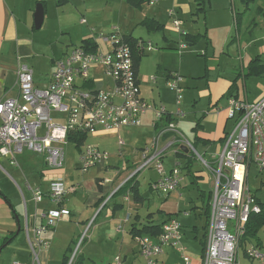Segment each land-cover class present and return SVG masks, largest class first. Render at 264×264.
Returning <instances> with one entry per match:
<instances>
[{"label": "built area", "instance_id": "obj_1", "mask_svg": "<svg viewBox=\"0 0 264 264\" xmlns=\"http://www.w3.org/2000/svg\"><path fill=\"white\" fill-rule=\"evenodd\" d=\"M147 1L154 6L166 0ZM168 15L172 19L173 30L183 40L188 32L184 29L183 20L178 17V11L173 8ZM100 38L109 44L108 51L74 47L55 60L50 82L45 88L36 86L33 69L21 61L18 69L19 97L0 102V158L8 159L12 165L19 167L18 155L26 151L36 153L43 157L46 169L51 173L47 191L26 181L36 205L46 197L50 204L56 206L39 214L44 220L40 226L32 230L27 226L32 264H40L39 252L47 245L44 234L70 214L65 202L74 189L66 184L62 173L69 135L74 132L88 135L98 128L117 131L140 126L148 110L156 111L157 122H165L143 148L144 162L140 170L155 167L159 178L153 182L152 188L170 193L181 186L184 177L179 161H176L172 171H166L163 162L165 153L176 146V152L186 148L188 153L194 154L214 177L201 264H241L240 250L246 225L252 213L262 211L256 194L250 189L249 175L253 165L264 173V97L256 101L235 97L228 99V118L234 120L235 125L221 154L209 162L197 152L192 141L184 137L174 119L167 121L170 114L164 106L156 108L142 97L132 49L124 36L115 30L101 34ZM187 47L186 41H179V51ZM138 48L145 53L153 50L154 45L141 41ZM98 65L112 78V90L92 86L89 71ZM171 77L173 79L167 84L175 91L177 104H180L184 93L183 77L178 73H173ZM53 112L64 113L67 117L64 121H55ZM177 115L181 116V111ZM168 134L172 135V139L162 146V139ZM124 144V140L120 139L119 145ZM108 159L107 151L87 145L81 152L79 168L88 171ZM23 198L27 205L24 194ZM183 239L182 225L175 218L163 224L156 240L146 235L138 236L140 254L144 259L142 264H157L167 246H173L180 252V260L174 264H194L183 246ZM77 253L76 250L68 264H72ZM246 255L264 264V250L260 247L248 246ZM110 264H122V260L117 256Z\"/></svg>", "mask_w": 264, "mask_h": 264}, {"label": "rangeland", "instance_id": "obj_2", "mask_svg": "<svg viewBox=\"0 0 264 264\" xmlns=\"http://www.w3.org/2000/svg\"><path fill=\"white\" fill-rule=\"evenodd\" d=\"M46 12L45 21L43 26L38 30H33V39L35 41V54L28 59H23L26 64L34 66L36 70V78L40 79V84L44 86L48 81V72L50 70L49 60L52 57H57L64 55V53L70 51L74 47L80 46L83 39L87 38L89 35L91 37L97 38L99 34H109L113 29L119 31V35L131 34L136 38H143L146 41H151L156 50H172L164 49L167 43L164 41L156 44L157 40L155 38L161 37L162 35H171L175 38L176 44L179 45V41L182 40L177 32L173 30L172 19L169 17V10L175 8L178 11V17L184 22V19L190 21L192 12L188 15L183 14L178 6L174 5L173 0L168 1L166 4H161L160 7H154L147 3H143L141 6L130 3L129 0H69L68 4L57 8L54 5V0H46ZM218 9L227 24L229 22L235 24L234 22V12L231 0H215ZM206 7L209 9L208 0H205ZM236 3H238L236 1ZM203 5L201 0L197 4H192L193 12ZM227 5L229 9V15H223V8ZM239 8V3L236 5ZM37 8V4L34 5V9ZM236 8V12H238ZM162 23H165L166 31H150V27L144 23L145 18H154ZM86 19V23H81V19ZM210 21L212 22V15ZM222 22V21H221ZM189 26V24H187ZM219 26V25H218ZM217 26V27H218ZM216 27V28H217ZM217 30L216 40V50L211 46L205 45V41L201 39L196 45L188 44V48L180 53L179 49H173L174 52L178 53L175 58L169 56H163V61L170 65L174 73H178L183 77L182 87L184 89L183 97L180 104H177L176 93L167 84L168 80L173 78L170 76L169 79L164 81H159L160 84H156L153 77L152 81L146 80L142 91L144 94H150L157 100L158 104H162L173 113V119L178 125L181 133L185 138L190 139L192 134L191 125L195 123V120L202 115V111L208 108V97L206 95L207 83L208 81H217V79L222 77H232L229 76L228 72L231 68L238 71L239 63L235 58L228 56V51L226 44L223 45L226 34L229 33L230 27H224V22H222ZM184 29L187 31L185 24ZM114 30V31H115ZM123 34H122V33ZM203 32V31H202ZM253 34H257L258 42L256 45H248L247 39L244 37L243 44L247 46L248 56L245 61V67L247 66L252 58L258 55V48L264 45V27L259 30H253ZM249 35V34H247ZM55 55V56H54ZM151 58V53L145 56V59ZM264 61V54H263ZM211 65H215L217 70L207 71L209 75L205 78L204 74L206 68ZM153 66L151 62H147L144 67L143 72L148 77L152 74ZM110 77L107 73H105ZM111 78V77H110ZM239 92L243 97L245 94L244 80L238 81ZM264 85V77H252L247 84L248 90L251 91L252 96L260 93V86ZM145 89L147 90L145 92ZM196 93V96L193 94ZM194 97L197 101L194 100ZM200 98V99H199ZM160 100L162 102H160ZM156 106L155 104H153ZM181 111L184 116H178V112ZM65 117L64 119H62ZM67 115L64 113L53 112L52 118L55 121H64ZM162 125L163 122H160ZM230 127V124L229 126ZM159 128V127H158ZM212 124L207 125V129L210 130ZM132 129L134 127H124L121 129L122 134L119 140L125 141L123 146L119 145L118 141H113L110 144H106L103 148L109 153V159L105 162L107 165L106 169H101L99 167H94L88 171H84L78 168L76 163L79 162L80 149L70 142L65 146L66 161L62 171L65 172L67 176L68 183H75L76 187L79 188L80 193H78V198L87 197L89 188H97L98 183H111L112 191L109 192L104 199L100 202L99 206L95 208V212L89 216L85 223L77 228L73 227L74 224H69L60 229L59 233L53 237V233H48L46 235L47 245L45 249L56 257L57 262H60L62 255L64 253L63 246L68 245V237L75 234L73 242L71 245L70 258L73 256L75 251L78 253H86L91 257L86 264H108L111 256H113L120 248V243L116 237L118 228L126 229L127 232L130 224L125 222L128 218L129 213H134L137 210L141 212L143 216H146L148 211H157L160 207L163 197L156 193V190L152 188L153 182L159 177V174L155 167H148L142 169L143 158L140 154V150L137 148V144L133 140ZM154 134L153 137H155ZM152 139V138H151ZM95 139L91 134L84 143L88 145H93ZM97 141V140H96ZM98 142V141H97ZM149 142L143 145L144 147L149 144ZM92 143V144H89ZM146 144V145H145ZM176 146L172 147V152L177 150ZM197 152L203 156L207 161H211L208 155H205L201 148L196 149ZM26 154L18 155V160L20 163V168L17 166L10 165L8 159L0 158V184L9 193H13L18 196L20 201L19 211L24 217V201L23 194L29 199L31 197L30 191L23 182L20 176H23V172L26 173V167L24 165V160L26 156H33L32 152H25ZM189 156H193L192 153ZM194 165L200 166L204 171L206 167L202 165L197 157H194ZM166 159V158H165ZM133 163H135L133 165ZM104 167V166H103ZM183 168V167H182ZM205 168V169H204ZM14 170H18L17 173ZM207 170V169H206ZM182 171V170H181ZM258 166H252L249 175V186L252 192L256 193L264 201V173L259 172ZM207 172H209L207 170ZM184 177V188L180 191L182 193L181 207L178 217V221L183 224V234L184 240L186 241V247L190 250L197 247L198 253L201 252V245L199 242H194L192 239L194 234L191 232V225H197L199 227V232L197 233L198 239L203 238V225L205 221V215H203V210L199 208L201 216L199 213L196 215H191L190 217H185L184 212H193V207L195 205L202 206L203 202L201 200V190L206 194L205 199L208 200V194L212 191V182H200L198 184L192 183V177L182 173ZM132 177L136 180L137 187L145 195V202H141L140 199H136L133 195V189L131 184H126ZM28 179L32 181L30 177ZM86 189L85 192L81 190ZM81 195V196H80ZM71 196V195H70ZM128 197L130 200H128ZM83 198V199H84ZM149 198V199H148ZM45 200H48L45 197ZM48 202V201H47ZM149 203V204H148ZM206 203V200L205 202ZM105 206V209H101ZM29 212L34 208V205L30 200L28 201ZM198 210V209H197ZM107 211L111 215H107ZM114 214V216H112ZM181 224V225H182ZM189 224V225H187ZM78 227V226H77ZM121 232V230H120ZM68 235V236H63ZM127 239V246H132L137 248L136 241L129 235L125 234ZM259 236L264 242V232H259ZM72 237V236H71ZM121 237V235L119 236ZM189 242V243H188ZM254 243V242H253ZM250 242H242L241 246V261L242 264L250 262V258L244 255L246 246L251 245ZM255 244V243H254ZM60 251V252H59ZM32 252V250H31ZM39 260L41 261L40 254ZM41 263V262H40ZM59 264V263H58Z\"/></svg>", "mask_w": 264, "mask_h": 264}, {"label": "crops", "instance_id": "obj_3", "mask_svg": "<svg viewBox=\"0 0 264 264\" xmlns=\"http://www.w3.org/2000/svg\"><path fill=\"white\" fill-rule=\"evenodd\" d=\"M168 1L170 0H166L160 4L154 5V7L155 6L160 7L161 4H166ZM200 1L201 0H173L174 2L173 4L178 6V9L183 14L188 15L189 13L192 12L190 21L184 19V24L187 29V32L192 37L191 38L192 41L190 40L191 42H189L190 46L196 45L201 39H203L206 43L205 45L209 46L211 44V46H213V48L216 50L215 36H218L216 32L220 28L219 27L220 24L224 22V27H230V29H229V33L226 34V38L224 39V42L222 43L223 48L224 45L226 44L228 56L235 58L236 61L239 63V68H240L238 71L236 70L233 71L232 68L229 71H227L229 76L233 74V78L232 77L226 78L220 76L217 79V81H208L207 91H206V95L208 97V108L202 111L201 112L202 115L195 120V123L193 125H191L192 134L189 140L195 142L197 148L198 147L201 148L202 152L205 155H208L209 158L212 160L216 156L221 154V152L223 151L227 140V136L232 131L235 125V121L229 119L227 114V105L229 99L228 94L230 90H232L231 96H234L243 101H256L264 97V85L260 86L261 88L260 93H257L254 96H252L251 91L248 90L247 88V84L252 77H262V76L264 77V73L262 75H248L250 64L253 59L260 58L261 64L264 65V61H263L264 45L259 46L258 55H256L254 58L250 60L246 69L245 61L248 56L247 53L248 47L243 44L244 37L247 39L249 46L256 45V42L260 40L258 39L257 34L256 35L253 34V30H259L260 28L264 27V0H231L233 5L235 24L231 22L227 24L225 17H223L220 14L222 12H220V10L218 9L219 5H217L215 0H208L209 9H207L206 7L205 0H202L203 5L199 6L196 9V11L193 12L192 4H197ZM236 1L239 3V8L236 7V5L238 4L236 3ZM39 3H42L43 5L45 4L44 8L46 12V6H47L46 0H0V102L11 98H18L20 95V88L18 83V69L21 61H26L23 59H28L35 54V41L33 39L32 31L38 29H36L35 27L34 16L36 9H34V5L35 4L38 5ZM143 3L148 4V1L143 0V2L138 6H141ZM54 5H56L57 8H61V6L57 5L56 0H54ZM236 8H238L239 13L236 12ZM226 13H228L229 15V9L227 5L223 8V15H226ZM211 15H212V22L210 21ZM146 20L150 23L153 21L150 25V31H163V30L166 31L165 23L160 22L159 20L155 19V17L145 18L144 22ZM156 22L163 25L162 29H156L153 27L157 25ZM81 23L85 24L86 19L82 18ZM187 24H189V26ZM114 30L115 29H113L111 32H113ZM100 35L101 34H99L97 38L93 36L91 37V35H89L87 38H84L83 41L89 39L92 42V47L91 45H89L91 49L95 50L100 48L103 51H108L110 49V46L109 44L103 42V40L100 38ZM126 35H131V34H123V36ZM138 39L146 43L147 42L151 43V41H146L143 38H138ZM155 40H157L156 44H158L159 42L164 43L165 41L167 45L163 46L166 47L164 49H172V50L160 51L153 49L151 51L145 52L144 55H142L140 65L137 70V76L141 88L142 97L147 102L151 104H155L156 105L155 107L157 108L164 105L158 104L157 100L154 97L150 96V94H144V92L142 91V87L144 86L146 80L148 81L151 79L152 81L153 76L155 83L160 84L161 82L159 83V81L167 80L174 73L170 65H168L163 61V56H169L171 58H175L178 53L174 52L175 50L173 49H178V45L175 43L176 42L175 38L171 37V35L165 34L162 35L160 38L156 37ZM83 41L81 45L83 44ZM185 49L180 51V53H182ZM149 53H151V58L149 57L144 61L145 56L149 55ZM61 56L62 55L57 57H52L49 60L50 70L48 72L49 74L47 79L48 82L44 84V86H42L39 83L40 79L36 78V70L34 66H30L28 64L34 71V81L36 86H38L39 88L47 87V85L50 82L52 72L54 70V62L57 58ZM181 56H183V53L181 54ZM147 62H151L152 64H154L152 74H149L148 77L143 72V69L147 65ZM215 69L217 70V67L215 65H211L210 67L206 68L204 77L206 78L209 75L207 71H214ZM105 73L106 72L104 68L98 65L91 68V70L89 71L88 78L93 83L92 86L94 88L110 91L113 89V85H114L113 80L112 78L108 77ZM241 78L244 80V86H245V94L243 97L240 95L239 86L237 84L238 81L241 80ZM232 85H234L233 89L231 88ZM146 91L147 90L145 89V92ZM193 95L196 96V93H194ZM194 100L197 101L195 97ZM160 102L162 101L160 100ZM164 107L167 109L170 116L174 118L173 113H171L168 107L166 106ZM182 116H184V114H182ZM64 118L65 117H63L62 119ZM157 121L158 118L156 115V111L148 110L142 117V124L132 129L133 140L137 144L136 146L140 150V154H142V150L144 146L138 144H144L149 142V140H152L154 138L153 137L154 134L158 133L160 127L158 128L156 126ZM210 124H212V128L208 130L207 125L209 126ZM229 124L230 127H228ZM90 134L95 139L93 141V145L100 148L101 150L107 151L103 147L106 146V144H110L115 140L118 141L120 135L122 134V131L121 130L110 131V130H105L103 128H98L95 133H90ZM88 136L89 134L87 135L86 139L88 138ZM171 137H172L171 134L166 135L162 139V143H161L162 146L167 142H169L172 139ZM85 140L80 144V146H77V144L71 140H69L67 144H69L70 142L76 144V146L80 149V156H81L82 150L88 145L87 143H84ZM171 149L172 148H169L165 153V156L163 157L164 166L167 172L172 171L176 161H179L181 164V168L183 167L182 173L186 172L187 175L192 177V183L199 185L200 182H206V183L212 182V188H213L214 177L210 172H207L205 168L204 171L202 169L203 167L202 168L200 166L197 167L196 166L197 164L194 165V163L190 165V167L186 168V164L191 158V156H189V153L185 152L186 155H180L181 157H179V155H177L176 152L177 150L172 152ZM23 154L26 153L24 152L22 153V155ZM34 155H36V157L26 156V159L24 160L26 173L23 172V176L20 177L23 179L25 185H26V181L28 180L32 186L40 187L42 190L47 191L49 189L51 173H49L48 170L46 169L43 157L36 153H34ZM80 156H79V162L76 163L78 164L76 165L78 168L80 163ZM141 156L143 158V155ZM65 161H66V157H65ZM8 162L10 163L9 160ZM134 164L135 163H133V165ZM10 165L12 164L10 163ZM20 167L21 166H19V168ZM96 167H99L101 169H106L107 165L105 164V162H102L98 164ZM14 171H16L17 173L18 170H14ZM62 173L65 178L66 184L74 189L71 196L68 198L67 202H65V207L67 210L70 211V214L60 219L54 228L48 230L44 234V239L46 238V235L48 233H53V237H55L57 235L56 233H59L61 228L63 229L64 226L69 224H74L73 225L74 229L76 227L78 230L79 227H81V225L85 223V220H88L89 216H91L95 212L94 211L95 208L99 206L100 202L104 199V197L109 192L112 191L111 183L108 182L101 184L99 182L98 187L96 189L93 187L87 189L88 190V194H86L87 197L78 198V193H80L79 188L76 187L75 183H68L65 172L62 171ZM28 177H30L33 182H31L28 179ZM182 188H184V180L181 186L176 191L170 193H163L161 191H156V193L160 194L161 197L164 196L163 201L161 202V205L157 209V211L150 210L148 211L146 216H143L139 210H137L136 212L134 211V213L128 214V218L125 220V222L129 223L130 227L127 229L128 230L127 232L125 231L126 230L125 228L123 230L120 229V227L118 228L119 232H117L116 237L118 238V242L120 243V248L117 251V253L111 256L108 264H110L117 256L121 258L122 264H142L144 262V259L140 254V242L138 240V236L137 237L135 236V233L141 230L145 225L164 224L165 222L173 218L179 220L177 216L179 215L180 207H181L182 193L180 190ZM81 191L85 192L86 189H83ZM211 193L212 191L209 192L208 200H207L205 199L206 194L201 190L200 196L203 202L202 206L195 205L193 207L192 213L187 211L184 212L185 217L188 218L191 215H196L195 216L196 218L198 213L201 216L199 210V208H201L203 210V215H205L203 231L207 221L204 207L209 202V195ZM25 198L27 200V205H25L24 203L25 209H24V217H23V214L21 215L19 211L20 201L18 199V196L13 193L12 194L9 193L0 184V264H14L15 262H19L21 264H32L33 256L31 252V247L27 240V226H29L30 230H32L33 227L35 226H40L44 222V220L39 216V214L47 208H56V206L50 204L48 200H44L42 203L36 205L32 200V195L29 199L27 198V196H25ZM135 198L140 199L141 202L142 201L145 202L147 197H145V195L138 188V196ZM29 200L34 205L32 213L31 211L29 212V208H28ZM128 200H130L129 197ZM205 200L206 203H204ZM104 209L105 206L101 209V212ZM107 213H108L107 215H111L109 211H107ZM112 216H114V214H112ZM190 230L194 234L192 238L194 242H199V244L201 245L202 248L201 252L198 253L196 246L193 247L195 249L192 250L186 247L187 245L184 239H183V246L185 247L186 252L191 257L193 263L201 264L205 247L204 245H202L201 240L198 239L197 236V233L199 232V227L193 224L191 225ZM182 231H183V224H182ZM75 234L71 235L72 237L69 236L68 245L63 246V249L64 248L65 249L60 262H57L56 257L52 254V251L49 252L44 247L39 252L41 258L40 264H58V263L63 264L65 256L70 255V252L72 250L71 245L73 242V238L75 237ZM125 234H129L136 241L137 248L136 247L133 248L132 246L129 247L126 245L127 239L125 238L126 237ZM120 235L121 237H119ZM144 235L149 236L154 240H156L158 236L152 234H144ZM63 236H68V235H63ZM7 238H9V240L7 243L4 244V241ZM247 242L252 243L251 245L257 246V241L253 239L252 240L249 239L248 241H246V243ZM261 242L262 245L260 248L264 250V242L262 241V239ZM247 247L248 246H246V248ZM246 248L244 251V255L247 257ZM83 254L86 257V262L89 261L90 259L92 260L91 257H88L89 256L88 254H86L85 252ZM240 258H241V250H240ZM179 260H180V252L173 246H167L164 248V252L159 256L157 264H174ZM251 262L255 264H260L258 261H254V260H250V262L248 263Z\"/></svg>", "mask_w": 264, "mask_h": 264}, {"label": "trees", "instance_id": "obj_4", "mask_svg": "<svg viewBox=\"0 0 264 264\" xmlns=\"http://www.w3.org/2000/svg\"><path fill=\"white\" fill-rule=\"evenodd\" d=\"M129 1H130V3L135 4V5H139L143 2V0H129ZM56 2H57L58 6H63V5L68 3V0H56ZM44 6H45V4H44ZM144 23L147 24L149 27L151 25V23L148 22L147 20ZM156 23H157V25L153 26V27L156 29H162L163 25L158 23V22H156ZM124 38H125V41L127 43H129V45L131 46L134 65H135V69L137 72L138 67L140 65L142 55H144V53L142 51H140L138 48V43L141 42V40H139L138 38H135L132 35H126V36H124ZM191 38L192 37L188 33L186 35V38H185L188 41V44H189V42L192 41ZM89 45H91V47H92V42L89 39H87V40L83 41V44L81 46L86 47V48H90ZM263 73H264V65L261 64L260 58L253 59L251 61V64H250L248 75H262ZM233 87H234V85L231 86L232 89H233ZM231 94H232V90H230V92L228 94V96H229L228 98L234 97V96H231ZM167 121L171 122V121H173V118L171 116H168ZM156 126L160 127L161 126L160 122H157ZM86 137H87L86 133L81 134L79 132H74V133H71L69 135V140L74 141L77 144V146H80V144L86 139ZM192 143H193L194 147L197 149L196 143L195 142H192ZM177 155H179V157H181L180 155H186V154L184 151H179V152H177ZM194 157H195V155L193 154V156H191L188 163L186 164V168L190 167V165H192L194 163V160H193V159H195ZM126 184H131V187L134 191V195H135V197H137L138 196V187H137L136 180L134 179V177H132ZM211 197H212V193L209 195V202L204 207L205 214L207 217V221H206V224L204 226L203 238L201 239L202 245H204V247L206 245V235H207L206 231H207V224H208V219H209V215H210V204L209 203H210ZM256 197L262 206V211L260 213H252L250 215L249 221L246 225V235L243 237L242 242H246L249 239L250 240L253 239V240L257 241V246L261 247L262 242H261V239L259 237V232H261V231L264 232V201L257 194H256ZM162 226H163V224L145 225L141 230H139L138 232L135 233V236L136 237L137 236H143L144 234L159 235L162 231ZM8 240H9V238H7L4 241V244L7 243ZM69 261H70V255H66L64 258L63 264H68ZM85 262H86V257L84 256V254L83 253H77L72 264H85ZM94 264H96V263H94ZM246 264H255V263L251 262V263H246Z\"/></svg>", "mask_w": 264, "mask_h": 264}, {"label": "water", "instance_id": "obj_5", "mask_svg": "<svg viewBox=\"0 0 264 264\" xmlns=\"http://www.w3.org/2000/svg\"><path fill=\"white\" fill-rule=\"evenodd\" d=\"M34 18H35L36 29H40L43 24L44 18H45V8L42 3H39L37 5ZM183 151L188 153V150L186 148H183Z\"/></svg>", "mask_w": 264, "mask_h": 264}, {"label": "bare ground", "instance_id": "obj_6", "mask_svg": "<svg viewBox=\"0 0 264 264\" xmlns=\"http://www.w3.org/2000/svg\"><path fill=\"white\" fill-rule=\"evenodd\" d=\"M114 260H115V259H114ZM114 260H113V261H114ZM113 261H112V262H113Z\"/></svg>", "mask_w": 264, "mask_h": 264}]
</instances>
